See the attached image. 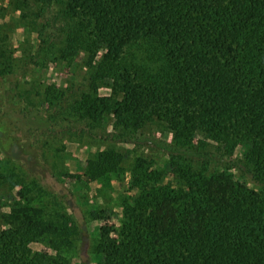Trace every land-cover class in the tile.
<instances>
[{
	"label": "trees",
	"instance_id": "obj_1",
	"mask_svg": "<svg viewBox=\"0 0 264 264\" xmlns=\"http://www.w3.org/2000/svg\"><path fill=\"white\" fill-rule=\"evenodd\" d=\"M38 1L43 12L60 5L66 49H84L93 84L107 79L102 85L125 94L116 114L128 112L138 126L143 117L166 123L179 147L209 146L203 138L218 143L212 155L223 170L211 174L214 159L197 169L192 157L173 155L160 175L178 188H147V203L129 207L133 221L122 223L118 237L103 226L96 264H264V0ZM62 93L47 88L51 102ZM107 100L86 94L83 106L105 110ZM19 219L0 230V264H65L62 254L39 256L27 247L47 222Z\"/></svg>",
	"mask_w": 264,
	"mask_h": 264
},
{
	"label": "rangeland",
	"instance_id": "obj_2",
	"mask_svg": "<svg viewBox=\"0 0 264 264\" xmlns=\"http://www.w3.org/2000/svg\"><path fill=\"white\" fill-rule=\"evenodd\" d=\"M41 6L38 0H0V230L17 218L47 222L50 227L34 229L26 243L33 254H62L65 264H96L93 250L103 226L110 225L118 237L122 223L133 221L129 207L139 210L147 203V188H178L160 175L173 155L192 157L195 168L214 159L209 174L223 166L212 155L215 141L203 138L209 146L190 150L175 145L158 119L143 117L138 126L128 112L116 114L112 108H123L125 94L102 85L107 79L93 84L84 49H66L69 30L60 5L44 12ZM46 22L49 27L42 29ZM138 51L141 58L147 52ZM101 56L102 51L97 60ZM48 87L64 93L51 102ZM86 94L109 98L106 109L83 106ZM105 155L113 157L100 159ZM54 229L61 236L53 235Z\"/></svg>",
	"mask_w": 264,
	"mask_h": 264
}]
</instances>
